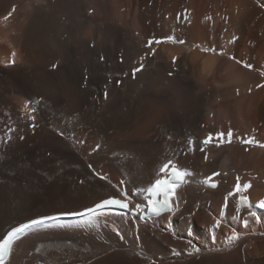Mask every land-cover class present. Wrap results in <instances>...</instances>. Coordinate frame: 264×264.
<instances>
[{"label":"bare ground","instance_id":"6f19581e","mask_svg":"<svg viewBox=\"0 0 264 264\" xmlns=\"http://www.w3.org/2000/svg\"><path fill=\"white\" fill-rule=\"evenodd\" d=\"M172 167L169 215L56 222L0 264H264V0H0V244Z\"/></svg>","mask_w":264,"mask_h":264}]
</instances>
